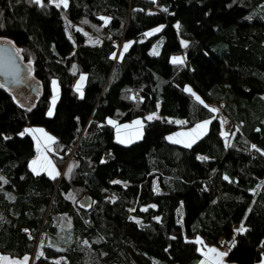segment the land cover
Here are the masks:
<instances>
[{
  "label": "trees",
  "instance_id": "obj_1",
  "mask_svg": "<svg viewBox=\"0 0 264 264\" xmlns=\"http://www.w3.org/2000/svg\"><path fill=\"white\" fill-rule=\"evenodd\" d=\"M41 4L0 0V39L35 80L24 104L0 86V254L32 264H197L199 236L232 264H264V0ZM220 101L230 134L209 111ZM154 111L161 118L145 117ZM108 118H143L140 140H114ZM207 119L190 147L166 138ZM28 125L54 134L57 176L31 171Z\"/></svg>",
  "mask_w": 264,
  "mask_h": 264
},
{
  "label": "rangeland",
  "instance_id": "obj_2",
  "mask_svg": "<svg viewBox=\"0 0 264 264\" xmlns=\"http://www.w3.org/2000/svg\"><path fill=\"white\" fill-rule=\"evenodd\" d=\"M1 42H5L4 39H0ZM123 44L121 45V50L124 51V46L130 45V41H123ZM160 43L155 44L154 46L151 47V49L149 50L150 54L152 55L153 52H156L157 54L159 53V49H160ZM130 47V46H129ZM84 77V75H81ZM80 76V78H81ZM26 84L24 86H20L18 88H13V90L17 91V99L19 100V102H22L23 104L26 102L22 101V96L24 95L25 92H32L33 90V86L35 83V80H33L31 78V75L27 76L26 79ZM53 81H55V85L53 84ZM85 79L83 81H81V79L78 80L75 88H77V86H80V91L82 90V86L84 85ZM51 89H52V95L50 97V106L48 108V115L49 112L51 111V113L53 114V108L57 102V98L59 96L60 93V89L58 86V80L54 79L51 82ZM185 89H191L190 86H187ZM186 91V90H185ZM192 92V90H191ZM19 95V96H18ZM31 95V94H30ZM53 100H55V104H53ZM212 109H215L214 107H212ZM216 112L219 113V110H217ZM51 114V115H52ZM145 117H152V119H154L155 117L161 118L160 115L158 114V111H154V113L148 114ZM149 119V120H152ZM136 121H140V124H136ZM205 122H210V119L208 120H202L200 122H198V124L194 125V126H190L187 128H181L179 130H177L176 132H172L166 135V138L168 141H170L171 143L173 140L176 141H180L178 143H174V144H179L181 146L187 147L186 144L192 139V137L187 136V135H181V134H187V133H192L193 129L196 128L197 125L199 124H204ZM108 124L113 125V130H114V140H116L117 142L121 143V144H131L134 143V141H138L140 140L142 133H143V123H144V119L143 118H136L133 119V121H129V122H122V123H116L115 119H111L108 118L107 121ZM127 126V127H126ZM209 127V123L207 124V127L205 130H203L202 134L198 135V138L195 139V142L197 140H199V138H201L208 130ZM22 134H29L32 138L33 144H34V157L32 158V160L29 163L30 169L33 172L32 168L35 167L37 169V172H33L34 174H39V173H44L47 176H51V177H55L58 175V170L55 167V165H53L51 158H50V154L48 153L49 149L51 148L52 145V141H54L55 136L53 133H50L48 130L45 129V127H43L42 125H36V126H26L22 132ZM48 137L52 138V141L48 140ZM169 137L172 138V140L169 139ZM193 144V143H192ZM33 161H36L37 163L35 165L32 164ZM196 243L198 244V250L200 252L201 255H203L202 260L197 263V264H232L228 261H226V255L224 256H217L216 253H225V249L222 247H219L217 245L215 246H210V245H206V244H202L201 239L199 236H197L195 238ZM210 249H215V253L209 252ZM16 258V257H15ZM21 258H24V260H28V257L26 256H22ZM19 258V259H21ZM31 259V258H30ZM29 262V261H27Z\"/></svg>",
  "mask_w": 264,
  "mask_h": 264
},
{
  "label": "water",
  "instance_id": "obj_3",
  "mask_svg": "<svg viewBox=\"0 0 264 264\" xmlns=\"http://www.w3.org/2000/svg\"><path fill=\"white\" fill-rule=\"evenodd\" d=\"M50 2V0H49ZM51 4L57 5L60 0H54ZM30 68L21 58L18 48L5 40L0 41V86L13 90L26 84L28 75H31ZM32 78V77H31ZM88 197H85L80 204L87 205Z\"/></svg>",
  "mask_w": 264,
  "mask_h": 264
},
{
  "label": "snow or ice",
  "instance_id": "obj_4",
  "mask_svg": "<svg viewBox=\"0 0 264 264\" xmlns=\"http://www.w3.org/2000/svg\"><path fill=\"white\" fill-rule=\"evenodd\" d=\"M32 2L35 3V4H37V5H41V6H43V5L41 4V0H32ZM50 2H54V0H50ZM61 5H62L64 8H67V6H68V0H60V3L57 4L56 6L59 7V6H61ZM165 11H166V9H165ZM105 23H107V20H105ZM177 27H179V25H177ZM159 30H160V29H157L156 31H159ZM150 34H151V33H149V35H150ZM129 46H130V45H127V44L124 46V52H127V51H128ZM184 46L187 47V44H184ZM152 54H153V55H156L157 53H156V52H153ZM122 55H123V53H121V56H122ZM113 58H116L115 55L113 56ZM172 63H173V64H182V63H183V60H182L181 58H179V57H174V58L172 59ZM80 79H81V81H83V80L85 79V77L81 76ZM53 84L55 85V81H53ZM185 90L188 91V92H191V89H185ZM77 91H80V86H79V85L77 86ZM193 95H194V94H193ZM196 100L199 101L200 98L197 96V97H196ZM201 103H202V101H201ZM53 104H55V100H53ZM209 111L216 112L217 109H209ZM51 114H52V113H51V111H50V112H49V115H51ZM148 119H152V117H148ZM208 123H209V122H205L204 124H199V125H197L196 128L193 129L192 133L181 134V135H187V136L192 137V139L186 144L187 147H190L191 144L195 142V139L198 138V135H199V134H202L203 130L206 129ZM136 124L139 125V124H140V121H136ZM126 127H127V126H126ZM169 139L172 140L171 137H169ZM48 140H49V141H52V138H51V137H48ZM52 142H54V141H52ZM172 142H174V143H178V142H180V141L173 140ZM253 147H255V146H253ZM36 163H37L36 161H33V162H32L33 165H35ZM32 170H33V172H37V169H36L35 167H33ZM37 174H38V173H37ZM226 179H227V177H226ZM114 183H115V182H114ZM240 231H244L243 227L240 229ZM201 243H202V242H201ZM209 252L215 253V249H210ZM216 255L222 257V256L226 255V253H216Z\"/></svg>",
  "mask_w": 264,
  "mask_h": 264
},
{
  "label": "built area",
  "instance_id": "obj_5",
  "mask_svg": "<svg viewBox=\"0 0 264 264\" xmlns=\"http://www.w3.org/2000/svg\"><path fill=\"white\" fill-rule=\"evenodd\" d=\"M223 101H220L219 104H218V110H219V117L222 119V125H223V131L226 133V134H230L231 131L233 130L234 128V123L232 122L231 119L228 118V116L226 114H223L221 112V109H222V106H223ZM107 158L109 159L110 158V155L107 154ZM30 264H32V260H29Z\"/></svg>",
  "mask_w": 264,
  "mask_h": 264
},
{
  "label": "crops",
  "instance_id": "obj_6",
  "mask_svg": "<svg viewBox=\"0 0 264 264\" xmlns=\"http://www.w3.org/2000/svg\"><path fill=\"white\" fill-rule=\"evenodd\" d=\"M155 118H158V117H155ZM27 261H29V259ZM27 261L24 260V258L19 259V258H15L12 256L9 257L7 255L0 254V264H26Z\"/></svg>",
  "mask_w": 264,
  "mask_h": 264
}]
</instances>
